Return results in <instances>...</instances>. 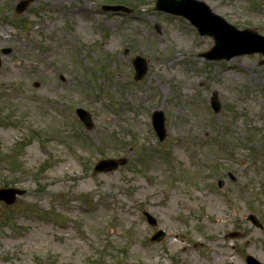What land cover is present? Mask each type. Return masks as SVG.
Returning a JSON list of instances; mask_svg holds the SVG:
<instances>
[{"label":"rangeland","instance_id":"rangeland-1","mask_svg":"<svg viewBox=\"0 0 264 264\" xmlns=\"http://www.w3.org/2000/svg\"><path fill=\"white\" fill-rule=\"evenodd\" d=\"M19 1L0 0V189L26 191L0 201V264H264V55L201 57L214 38L156 0ZM201 1L264 36V0ZM104 158L129 164L94 173Z\"/></svg>","mask_w":264,"mask_h":264},{"label":"water","instance_id":"water-1","mask_svg":"<svg viewBox=\"0 0 264 264\" xmlns=\"http://www.w3.org/2000/svg\"><path fill=\"white\" fill-rule=\"evenodd\" d=\"M35 0H22L17 6V12H24L27 7ZM105 11L119 12L124 11L127 13L131 12L126 6L107 5L103 6ZM156 10L165 11L176 16H183L188 19L198 30L201 35H210L214 37L215 45L208 51L201 53L202 57L209 60H230L236 56L252 53L264 54V37L258 35L252 30L239 31L233 26L229 25L223 18L213 14L211 9L202 1L198 0H157ZM209 20L214 24L210 28H206L204 21ZM4 54L11 52V49H3ZM134 66L136 70V80H140L147 71V62L144 58L137 56L134 60ZM1 66V59H0ZM212 108L215 112L220 110V105L216 97L211 101ZM77 113L86 125L88 129L93 127V121L90 114L84 109H78ZM153 126L157 132L160 140H163L166 136L165 120L162 111H155L153 114ZM127 159H103L95 167V172H107L116 170L119 166L127 164ZM222 182H220L221 184ZM24 191L15 188L1 189L0 200L6 201L8 204L15 202L17 195L23 194ZM145 215L148 216L150 222L155 223L154 218L147 212ZM255 225L261 227L262 224L259 222L254 214L249 215ZM165 233L158 231L153 237L152 241H160L164 238ZM232 236H236L235 233ZM247 264H262L257 261L254 257H247Z\"/></svg>","mask_w":264,"mask_h":264}]
</instances>
